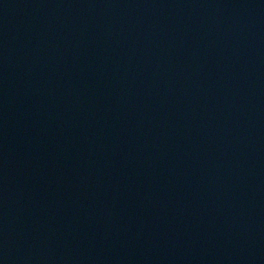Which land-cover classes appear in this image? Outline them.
Here are the masks:
<instances>
[{
    "label": "water",
    "instance_id": "water-1",
    "mask_svg": "<svg viewBox=\"0 0 264 264\" xmlns=\"http://www.w3.org/2000/svg\"><path fill=\"white\" fill-rule=\"evenodd\" d=\"M0 264H264V0H0Z\"/></svg>",
    "mask_w": 264,
    "mask_h": 264
}]
</instances>
